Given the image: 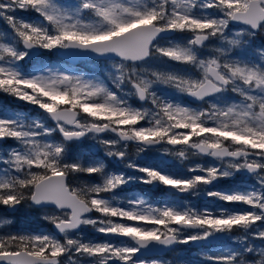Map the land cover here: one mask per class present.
<instances>
[{"label":"snow or ice","instance_id":"6c2138e0","mask_svg":"<svg viewBox=\"0 0 264 264\" xmlns=\"http://www.w3.org/2000/svg\"><path fill=\"white\" fill-rule=\"evenodd\" d=\"M0 22V93L36 111L0 109V228L37 225L0 233V264H264V0H0ZM45 52L103 58L106 78ZM86 139L103 157L72 151ZM135 183L165 199L122 195ZM189 244L209 251L147 258Z\"/></svg>","mask_w":264,"mask_h":264},{"label":"rangeland","instance_id":"374dc122","mask_svg":"<svg viewBox=\"0 0 264 264\" xmlns=\"http://www.w3.org/2000/svg\"><path fill=\"white\" fill-rule=\"evenodd\" d=\"M59 2L63 3L66 2V0H59ZM19 15H23L26 17L35 18V13H19ZM6 25H4L3 22H0V29H5ZM181 35V34H177ZM262 40H264V36L258 37L256 40V43L259 44ZM43 59L44 63L46 64H53V65H63L66 67H69L77 72H84L88 75H97L100 78H106V73L104 72V69L106 67L105 62L101 61H88V62H82L78 65L77 68H74L70 65H68L63 60L59 59L58 52H45L43 53ZM23 63V62H22ZM177 68L183 67L182 65H176ZM187 99V98H185ZM194 107L196 105H193ZM0 109H7L9 111H21L26 113H31L33 116L36 115V111L34 110L33 106L28 105L22 101H18L15 98L6 95L4 93H0ZM60 138V137H59ZM57 136V139H59ZM6 144H13V141H7L4 142ZM72 151L74 153H87L91 152L94 154L95 152L98 153V155L103 156V148H100L99 145L95 143V141L92 140H86L83 144L79 143L78 145H74L72 147ZM132 158L136 160V162L140 165H147V166H156L159 165L161 160H164L167 162V167H171L173 171H179L182 172L185 175H191L186 172L185 170V164H182L178 160H174L172 157L163 156L162 154L158 153L157 151L153 150L152 152L141 154V156L137 157L135 156V151L133 152ZM206 160V158H192L191 160L185 162L187 165H194L196 163H203ZM114 165V161H112ZM123 167L122 165L120 166ZM161 167H164V165H161ZM136 175H139V173H135ZM85 180L93 179L92 177H84ZM241 179V174H237L235 181L234 180H222L217 183V187H227L229 185H233L234 183H238ZM254 181L248 182V187H252L254 185ZM141 193H146L152 203H159L165 199L162 191H158L155 188H152L148 185H143L139 183H135L131 185L129 188L128 186H125L123 194H127L129 196L131 195H139ZM187 201H190L192 204H195L197 206H204L207 205L209 207H215L217 204H222V202L219 201H213L209 202L205 198L202 197H186ZM224 207L228 208H244L246 206L235 204V205H223ZM37 225L35 222H33L30 219H26L25 217L21 216L18 217L15 221V223L8 225L4 228H0V233H3L5 231L15 232V231H23L28 230L31 228H36ZM52 226L48 224H42L40 226L41 231H49L51 230ZM86 238H96V239H104V237H101L99 234L95 233V231L92 228H86L84 229ZM258 243V241H257ZM182 249L177 252L170 253L167 257L164 258H158V259H164V260H172L176 257L182 258L187 261H198L202 259V253H205L209 251V248H202L198 244H189V245H179ZM218 247V242L214 243L211 246V250L214 252L216 248Z\"/></svg>","mask_w":264,"mask_h":264},{"label":"water","instance_id":"95a60500","mask_svg":"<svg viewBox=\"0 0 264 264\" xmlns=\"http://www.w3.org/2000/svg\"><path fill=\"white\" fill-rule=\"evenodd\" d=\"M59 59L66 62L68 65L77 68L78 65L82 62H88V61H101L104 62L103 58H97L94 56H84V55H65L58 52ZM188 99V98H187ZM195 105V104H194ZM179 246V245H178ZM177 246V248H178ZM170 253H165V251L161 250L159 252H154L148 255V259L153 258H163L169 255Z\"/></svg>","mask_w":264,"mask_h":264},{"label":"flooded vegetation","instance_id":"af4514ba","mask_svg":"<svg viewBox=\"0 0 264 264\" xmlns=\"http://www.w3.org/2000/svg\"><path fill=\"white\" fill-rule=\"evenodd\" d=\"M86 140H87V139H86ZM86 140H85V141H86ZM85 141H84V142H85ZM84 142H83V143H84ZM83 143H81V144H83ZM78 144H79V142H74L73 146H74V145H78ZM100 148H102V147L100 146ZM134 151H135L134 147H130V148H129V152H130L131 155H133V152H134ZM150 152H152V151H150ZM148 153H149V152H148ZM94 154L97 155V156H100V155H98L97 152H95ZM100 157H103V156H100ZM202 158H203V157H202ZM206 159H208V158H206ZM108 167H109V170H113V163H112V161H108ZM199 246H200V245H199ZM178 249L181 250L182 248H181L180 246H178ZM167 256H168V255H167ZM167 256H166V257H167Z\"/></svg>","mask_w":264,"mask_h":264},{"label":"trees","instance_id":"16d2710c","mask_svg":"<svg viewBox=\"0 0 264 264\" xmlns=\"http://www.w3.org/2000/svg\"><path fill=\"white\" fill-rule=\"evenodd\" d=\"M59 138V137H58ZM60 139V138H59Z\"/></svg>","mask_w":264,"mask_h":264}]
</instances>
